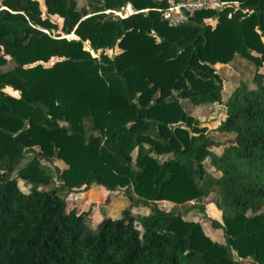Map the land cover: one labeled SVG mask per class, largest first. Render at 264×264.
Segmentation results:
<instances>
[{"label":"trees","instance_id":"1","mask_svg":"<svg viewBox=\"0 0 264 264\" xmlns=\"http://www.w3.org/2000/svg\"><path fill=\"white\" fill-rule=\"evenodd\" d=\"M222 1L170 26L166 0H91V12L75 0H1L0 66L15 65L0 73V264H264V0ZM127 3L140 11L105 12ZM236 55L253 77L224 99L215 65ZM183 101L224 105L218 130L231 137L213 140ZM53 158L66 165L62 187L124 188L131 206L93 232L90 210L38 189L52 182L41 160ZM207 158L220 172L207 181L220 192L211 224L224 242L158 206L204 210Z\"/></svg>","mask_w":264,"mask_h":264},{"label":"rangeland","instance_id":"2","mask_svg":"<svg viewBox=\"0 0 264 264\" xmlns=\"http://www.w3.org/2000/svg\"><path fill=\"white\" fill-rule=\"evenodd\" d=\"M42 1V0H40ZM77 8H85L87 11L91 12L92 7L89 6L91 0H75ZM1 2V0H0ZM50 19L56 23L58 28L62 27V18L57 15H53ZM213 24V21H207ZM74 37V35H70ZM118 50H114L117 52ZM93 56H97L98 52H92ZM15 63L12 59H9L6 64L0 66V73L8 70H13ZM216 71L223 79V98L227 99L228 96L234 91V89L241 83H250L255 65L239 56L236 55L233 60L228 63H217L215 65ZM264 71V64L262 66ZM185 110L193 115L199 122L200 126H205L207 128L209 136L215 141H224L231 137L227 132H221L218 130L220 124L224 121L226 117V108L221 104L204 105L199 107H193L188 101H183ZM46 111V107H43ZM37 149V147L35 148ZM216 153H220L221 148H215ZM32 154H27L16 167L13 175H17L19 168L25 166ZM206 169V177L200 181V184L206 189V196L202 200L205 205L204 210H200L198 207L191 206L194 201H190L184 205L173 206L171 203H158V206L165 210H175L183 213L184 217L191 220H197L202 224V227L207 235H209L213 240L217 242H224V231L222 228H215L211 224V220L221 221V212L218 209L217 203L220 200V192L217 187H214L207 179L217 178L220 176V172L216 171L214 167L210 164V158H207L204 162ZM41 167L44 168L52 177V182L49 185H38V189H47L50 186H56L58 192L62 197L67 199V209L70 210L75 208L78 212L83 210H90L92 216L87 219L86 224L90 230L96 232L99 227L100 221L105 216L117 217L120 212L131 206V200L124 188H118L116 190H108L103 186L93 184L90 189L86 190L83 187L79 189L69 190L62 187L61 181L57 178L56 167L62 169L66 165L63 161L53 158L51 161L41 160ZM18 180V185L20 189L24 192H28L32 184L26 182L20 178ZM132 211L134 213L145 216L149 214L150 209L147 206L138 205L133 207ZM140 228V223H138Z\"/></svg>","mask_w":264,"mask_h":264},{"label":"built area","instance_id":"3","mask_svg":"<svg viewBox=\"0 0 264 264\" xmlns=\"http://www.w3.org/2000/svg\"><path fill=\"white\" fill-rule=\"evenodd\" d=\"M167 6L158 9L160 16L168 25L175 26L187 22L193 13L201 9H221L227 2L222 0H166ZM130 3L117 10H107L106 13H113L120 18H125L137 13Z\"/></svg>","mask_w":264,"mask_h":264},{"label":"crops","instance_id":"4","mask_svg":"<svg viewBox=\"0 0 264 264\" xmlns=\"http://www.w3.org/2000/svg\"><path fill=\"white\" fill-rule=\"evenodd\" d=\"M163 202H164V203H170V202H167V201H163ZM163 202H162V203H163ZM220 212H221V211H220ZM190 220H191V219H190ZM194 221H197V220H194Z\"/></svg>","mask_w":264,"mask_h":264}]
</instances>
